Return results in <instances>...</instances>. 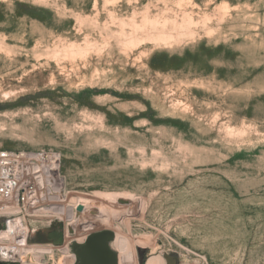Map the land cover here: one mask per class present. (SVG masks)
<instances>
[{
    "label": "rangeland",
    "instance_id": "obj_1",
    "mask_svg": "<svg viewBox=\"0 0 264 264\" xmlns=\"http://www.w3.org/2000/svg\"><path fill=\"white\" fill-rule=\"evenodd\" d=\"M1 149L58 151L138 264H264V0H0Z\"/></svg>",
    "mask_w": 264,
    "mask_h": 264
},
{
    "label": "built area",
    "instance_id": "obj_2",
    "mask_svg": "<svg viewBox=\"0 0 264 264\" xmlns=\"http://www.w3.org/2000/svg\"><path fill=\"white\" fill-rule=\"evenodd\" d=\"M61 163L60 153L53 149L0 150L2 229H7L9 222H17L19 219L26 223L33 217H52L46 214L62 196ZM77 206L74 205L75 211ZM45 211L47 213L43 214ZM30 230L32 228L28 229L27 235ZM0 263L23 264L18 257L3 258L1 247Z\"/></svg>",
    "mask_w": 264,
    "mask_h": 264
},
{
    "label": "bare ground",
    "instance_id": "obj_3",
    "mask_svg": "<svg viewBox=\"0 0 264 264\" xmlns=\"http://www.w3.org/2000/svg\"><path fill=\"white\" fill-rule=\"evenodd\" d=\"M62 200L64 201V198L63 199L58 198L56 200L57 204L53 207V209L47 211L48 213L45 211L43 214L47 213L46 215L57 216L64 219V221H66V226H65L66 241L63 245L29 246L27 241L25 240L28 229L29 228L36 229L39 227L49 225L50 221L42 218L41 219L30 218L29 219L30 223L28 225V223H25L22 219H19V221L17 222H9L7 229H2L0 231V247H1L2 257L3 258L18 257L22 261L28 259L34 264H41L42 259L44 258L45 255H48L49 257L53 256V247H56L58 250V259L60 262H63L67 257L71 259L73 255L70 247V242L72 239H76L77 241H83L86 238V236L90 233V231L101 228L107 227V228L121 229V224L118 220L113 218L111 215L104 214L101 212H95L96 210H92L94 212H90V210L88 212V210H86V212L91 214L90 217L97 218L96 220L88 221L87 219H85V215H84V218L81 219L82 218L81 217L80 218L81 220L80 221L78 220V224H75V222H73V218L75 217L74 205L65 204L66 201L63 202ZM80 213H82V211L79 212V214ZM116 238L117 236L115 234V238L113 242L110 244V246L112 245L113 247L120 250L119 252L121 254L120 256L118 255V262L120 258L121 264H138L136 259V252L133 247V244L132 243L129 244L130 238L129 239L125 238L124 240L115 241ZM163 253L164 252H162V250H160L159 247L151 248L150 251L148 252L144 264H166Z\"/></svg>",
    "mask_w": 264,
    "mask_h": 264
},
{
    "label": "water",
    "instance_id": "obj_4",
    "mask_svg": "<svg viewBox=\"0 0 264 264\" xmlns=\"http://www.w3.org/2000/svg\"><path fill=\"white\" fill-rule=\"evenodd\" d=\"M83 210L82 205L76 208L77 214ZM110 230H101L87 235L84 243H74L73 253L78 259V264H117L118 257L110 246L114 239ZM166 264H176L172 256H167Z\"/></svg>",
    "mask_w": 264,
    "mask_h": 264
},
{
    "label": "crops",
    "instance_id": "obj_5",
    "mask_svg": "<svg viewBox=\"0 0 264 264\" xmlns=\"http://www.w3.org/2000/svg\"><path fill=\"white\" fill-rule=\"evenodd\" d=\"M43 227L44 229H34V230L32 229L30 233V237L36 239V241L39 242L51 241V245L53 246H58L63 242V237L59 236L56 238L55 236L56 233L60 231L59 227L55 222L49 223V225Z\"/></svg>",
    "mask_w": 264,
    "mask_h": 264
},
{
    "label": "flooded vegetation",
    "instance_id": "obj_6",
    "mask_svg": "<svg viewBox=\"0 0 264 264\" xmlns=\"http://www.w3.org/2000/svg\"><path fill=\"white\" fill-rule=\"evenodd\" d=\"M93 233V232H92ZM90 234V233H89ZM88 234V235H89ZM87 237V236H86ZM86 239V238H85ZM85 239L83 241H79V242H76V243H84L85 242ZM73 253V252H72ZM78 259L76 257V255L73 253L72 257H71V260H70V263L69 264H78ZM8 264V263H7ZM118 264H121V261H120V258H119V262Z\"/></svg>",
    "mask_w": 264,
    "mask_h": 264
},
{
    "label": "trees",
    "instance_id": "obj_7",
    "mask_svg": "<svg viewBox=\"0 0 264 264\" xmlns=\"http://www.w3.org/2000/svg\"><path fill=\"white\" fill-rule=\"evenodd\" d=\"M57 228V227H56ZM52 232V231H51ZM56 238L60 236V231L58 233H56ZM52 240V239H51ZM48 242H51V241H48Z\"/></svg>",
    "mask_w": 264,
    "mask_h": 264
}]
</instances>
